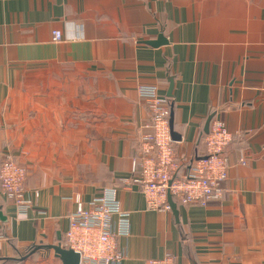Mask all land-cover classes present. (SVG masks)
<instances>
[{"label": "crops", "instance_id": "crops-1", "mask_svg": "<svg viewBox=\"0 0 264 264\" xmlns=\"http://www.w3.org/2000/svg\"><path fill=\"white\" fill-rule=\"evenodd\" d=\"M149 87L172 110L178 175L204 154L207 118L225 124L220 200L170 198L175 215L149 210L131 183ZM6 155L26 169L31 209L19 215L0 194V264H62L33 249L62 246L72 198L87 206L106 190L129 214L119 264H264V0H0Z\"/></svg>", "mask_w": 264, "mask_h": 264}, {"label": "built area", "instance_id": "built-area-1", "mask_svg": "<svg viewBox=\"0 0 264 264\" xmlns=\"http://www.w3.org/2000/svg\"><path fill=\"white\" fill-rule=\"evenodd\" d=\"M51 35L55 43L62 39L60 31ZM139 95L149 112V131L140 138V157L132 161L131 183L139 187L147 208L169 212L168 196L182 206H206L220 200L228 168L225 150L232 141L225 124L219 119L211 121L202 138L204 154L192 162L186 174L178 175L180 162L172 148L169 102L153 87L141 88ZM26 177V169L13 156L6 155L0 161V194L12 200L19 215L31 209L30 200L24 197ZM72 201L75 209L68 216L64 248L79 255V264H119L123 254L117 249L116 240L128 236L129 214L121 209L115 191L106 190L87 206L79 194ZM3 240L0 229V241ZM144 264L176 263L172 256H165Z\"/></svg>", "mask_w": 264, "mask_h": 264}, {"label": "water", "instance_id": "water-1", "mask_svg": "<svg viewBox=\"0 0 264 264\" xmlns=\"http://www.w3.org/2000/svg\"><path fill=\"white\" fill-rule=\"evenodd\" d=\"M159 40H161V38H159ZM161 42L163 43H166L165 41H159L155 44H152L150 43L149 45L151 46H157L159 45ZM172 87V83L170 84V89ZM169 95V94H168ZM213 116H209L205 122V126H204V134H207L208 131H209V124H210V121L212 119ZM173 114H172V110L170 109V114H169V129H170V137H171V140L172 142L173 141H176L175 139V136L176 134L173 132ZM168 200H169V203L171 205V209L173 211V214L176 215V209H175V205L171 202V199H170V196H168ZM46 249V250H51L53 251L54 253V256L56 258H58L62 264H79V255L75 252H73L72 250H69V249H65L61 246V243L58 242L57 244L55 245H48V246H36L34 249H33V252L38 250V249ZM31 252V253H33ZM25 259V258H22V260Z\"/></svg>", "mask_w": 264, "mask_h": 264}, {"label": "trees", "instance_id": "trees-1", "mask_svg": "<svg viewBox=\"0 0 264 264\" xmlns=\"http://www.w3.org/2000/svg\"><path fill=\"white\" fill-rule=\"evenodd\" d=\"M169 106H170V104H169ZM64 243V242H63ZM63 246V248H64V245H62Z\"/></svg>", "mask_w": 264, "mask_h": 264}]
</instances>
